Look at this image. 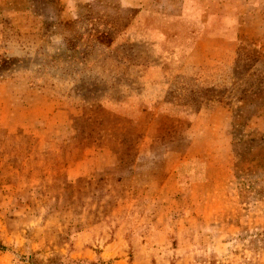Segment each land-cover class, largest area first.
Listing matches in <instances>:
<instances>
[{
    "label": "rangeland",
    "instance_id": "rangeland-1",
    "mask_svg": "<svg viewBox=\"0 0 264 264\" xmlns=\"http://www.w3.org/2000/svg\"><path fill=\"white\" fill-rule=\"evenodd\" d=\"M126 5L0 0V264H264V0L214 3L229 36L244 28L230 82L171 83L229 111L191 153L183 130L112 113L149 60L134 49L126 82L125 46L109 48Z\"/></svg>",
    "mask_w": 264,
    "mask_h": 264
},
{
    "label": "crops",
    "instance_id": "crops-1",
    "mask_svg": "<svg viewBox=\"0 0 264 264\" xmlns=\"http://www.w3.org/2000/svg\"><path fill=\"white\" fill-rule=\"evenodd\" d=\"M122 1L127 4L126 10L112 13L119 18L124 16L126 23L109 48L112 50L116 45L122 50L125 46L123 64L126 82L134 81V63L131 59L134 49H140L149 60L142 64L143 71L136 79L142 83L141 89L134 92L127 84L125 94L117 101L119 108L112 109V113L128 119L132 126L140 125L143 130H183L189 136V153L198 145L199 131L212 133L214 130H228L231 126L228 110L212 106L199 107L198 102H202L192 100L191 90L186 91L185 87L179 86L175 91L171 85L174 80L195 86L200 83L205 87L231 81L244 28L237 23L234 37L224 30L223 23L215 17L218 11L214 9L215 2L224 0H176L180 4L178 9L159 8L161 0ZM226 6H222V14L224 10L229 14L230 9ZM72 13L70 10L65 11L68 16ZM232 13L235 14V11ZM129 51L131 54L128 56ZM109 76L111 79V74ZM215 115H222L224 120L214 121ZM158 117H168L173 119V123L161 125L155 121ZM179 152L183 154L182 150ZM182 158H172L175 163L171 168L168 159L169 171L182 167ZM158 179L152 183L145 182L143 187L137 188L136 184L131 183V188L133 192L135 189L145 191L164 186L167 182L165 177L161 181Z\"/></svg>",
    "mask_w": 264,
    "mask_h": 264
}]
</instances>
